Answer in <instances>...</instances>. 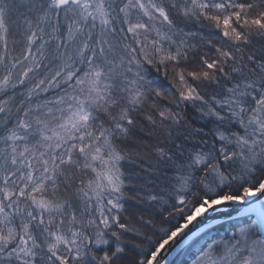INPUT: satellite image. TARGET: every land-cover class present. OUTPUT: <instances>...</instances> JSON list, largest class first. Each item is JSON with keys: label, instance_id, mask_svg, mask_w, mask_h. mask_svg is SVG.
Returning a JSON list of instances; mask_svg holds the SVG:
<instances>
[{"label": "snow or ice", "instance_id": "1", "mask_svg": "<svg viewBox=\"0 0 264 264\" xmlns=\"http://www.w3.org/2000/svg\"><path fill=\"white\" fill-rule=\"evenodd\" d=\"M261 41L264 0H0V264H264Z\"/></svg>", "mask_w": 264, "mask_h": 264}, {"label": "water", "instance_id": "2", "mask_svg": "<svg viewBox=\"0 0 264 264\" xmlns=\"http://www.w3.org/2000/svg\"><path fill=\"white\" fill-rule=\"evenodd\" d=\"M236 206H221L217 209V212H223V213H231V216L233 218L237 217L238 213L236 211H233V208ZM229 221V217L228 216H218L216 222L213 223V227L217 226V224L223 223Z\"/></svg>", "mask_w": 264, "mask_h": 264}, {"label": "trees", "instance_id": "3", "mask_svg": "<svg viewBox=\"0 0 264 264\" xmlns=\"http://www.w3.org/2000/svg\"><path fill=\"white\" fill-rule=\"evenodd\" d=\"M261 43H264V41H261ZM228 222V221H227ZM227 222H223V224H226ZM216 227V226H215ZM196 249L193 248V251H195Z\"/></svg>", "mask_w": 264, "mask_h": 264}]
</instances>
